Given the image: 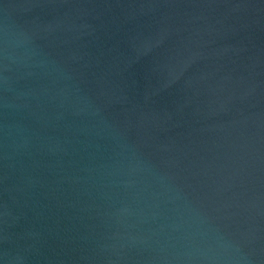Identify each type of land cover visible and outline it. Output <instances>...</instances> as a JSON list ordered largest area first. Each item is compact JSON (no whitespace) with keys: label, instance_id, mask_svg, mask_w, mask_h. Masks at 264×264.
Masks as SVG:
<instances>
[{"label":"water","instance_id":"95a60500","mask_svg":"<svg viewBox=\"0 0 264 264\" xmlns=\"http://www.w3.org/2000/svg\"><path fill=\"white\" fill-rule=\"evenodd\" d=\"M0 264H264V0H0Z\"/></svg>","mask_w":264,"mask_h":264}]
</instances>
